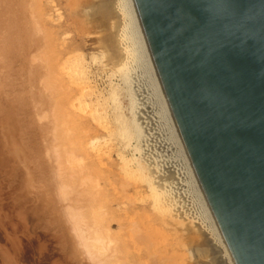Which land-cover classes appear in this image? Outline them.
I'll return each mask as SVG.
<instances>
[{"label":"rangeland","instance_id":"rangeland-1","mask_svg":"<svg viewBox=\"0 0 264 264\" xmlns=\"http://www.w3.org/2000/svg\"><path fill=\"white\" fill-rule=\"evenodd\" d=\"M38 1H39L38 6L40 8H43L46 15L47 14L49 15V16L48 15L45 16V18L47 17L46 22L48 23L47 25L45 23L46 29L43 26V21L41 20L40 16H39V19H37V20L40 22V24L42 23L41 26H42L43 30H42L41 34L43 33L42 37H43L44 43H46V44L48 43V45L49 46L51 45V46H50V49L46 50V54L42 53L43 57H42V55L40 57L38 55L36 58L32 59L33 61H31L29 63H31L33 66H37L40 64L42 59H44V61L43 60L42 61L45 62L46 58L48 57L47 58L49 60L48 64L50 62V65H54L55 69H56V65H58L57 70H59V73L62 72V73H60V75H61L60 81L62 80L61 84L60 83L56 84L57 88H59V89L56 88V96H57L58 100H57V103L55 104L56 106H54L55 111L53 110L51 112V110H49L47 112L45 110V112H44L45 114L44 113L41 114L38 117V121H39V123H43V124H47L48 122H51L53 120H55L57 122L59 121L58 123L64 121V122L60 123L62 125V127H64V128L59 126V128L57 129V135L59 136V135L63 134V136H64L65 135L64 131H67V130H70L67 133L71 134V131H72V134H74V133L76 134V135L75 134L73 135V136H76L73 138L74 141H67V140H69V138L67 136L68 134H66L65 135L67 137V138L65 137L66 142H63V140L61 139V136H60L59 138L61 140L57 139L56 143H59V145H62L64 147V148L63 147L61 148V146H59V148H61V150H63V152H65L64 154H67L69 149L71 151H73V157L75 156L74 159L71 155H66V158H68V157L70 158L67 160L72 159L71 161H73V162L69 161L70 163H72V165H75L74 161H75V163L77 162L75 165L76 169L74 166H71L72 167L71 169H73V167H74L75 170H79L80 171V175H79L80 178H81V175L84 176L85 174H87V178H88V175H91L88 179V183H87L88 185L83 184L82 186L85 188H88V187L91 188L89 190L91 191V194L93 193L92 197H94L95 199H94V207H92V209H90L89 211L92 210V212H94V213H92V212L90 213V212L86 211L85 213H80L79 218L84 219V217H86V220L88 218L89 221L90 220H93V221L90 224L89 221L87 222L85 219L84 220L81 219L82 221L79 220L80 222H78V223H80V224H78V226L80 225L79 228H83L82 230L84 232L86 231L85 229L90 228L89 225L91 226V228L86 231L87 236H86V233H84L85 237H87V238H88V234L90 237H92L91 232H93L95 230V232H94L95 234L92 233L93 236L95 235L93 237L95 239V241H92L93 239H90V238H88V240H91L90 243L94 249L96 246L97 249L96 250L93 249V250L95 251L94 253L99 251L98 253H96V254H98L99 257L92 254L93 257H91V258H94L95 256L97 258L95 257L92 260L89 257V259H88L86 253H84V252H86L87 249L85 247H84L85 249H83V247L80 248L78 246L79 240L77 242V240L75 238L76 233L74 234V232H72L73 229L69 230L76 223H75V221H73L74 222L73 223L70 218H66V220L64 219L65 225L63 224L62 225L63 227L60 226L61 224L57 221H55L57 224L55 222L53 224H51L50 223L51 219L48 218L49 216L43 217V215L42 216L39 215L40 217H38V216L36 217V215L33 212H32V214L29 213V215L27 216L28 218H26V219H28V220L22 218L21 212L26 210L28 206L33 207V205L39 204L38 198H37L39 195V192H35V191L32 192V190H33L32 189L31 190L32 193H30V194L28 193L29 195L24 194V192L26 191V185L25 184L27 181V177L25 175V170L23 169V167L21 165H19L20 164L19 161L21 162L20 158L16 159L18 157L15 156L12 164L14 163L13 165H15L17 163L16 165H19L17 168V170H19V172H15L14 174H11L8 172L9 173V175H8V173H5V171H7L8 169H4L5 167L3 165L1 166V164H0V174H1L0 175V177H1V179H0V182H1L0 183V198H1L0 199V211H1L0 212V226L2 225L0 227V264H74V263L75 264H94V262H92V261H94L95 259L98 260V258H100L102 260V262L105 260L103 264H109V263L110 264H156V263L157 264H163V263L164 264H216V259L214 260V258H212V255L215 252L211 250L212 249V247H210L211 238L209 237L207 232L198 223H196V224L192 223L191 224V222L187 221L184 224V222L182 223V222H179L176 220L173 221L174 219L171 218V216L169 215L170 213L167 212L166 209H163V207L160 206L158 203H154V196L150 192L148 186L144 183V180H145L144 176L145 175H143L141 173H136V172L132 171L130 168H128L127 166H126V173H125V170H124L125 166L120 161V158H118L119 154H122L123 156L125 155L124 157L127 160L132 159V157L134 156V151L131 150L130 148H127L126 144L124 143V140L121 139L122 135L120 132L119 124L117 123V116H116L117 114L115 112L117 110L116 109L117 106L114 105L113 100L111 98L112 96H114V93L119 95L118 96L119 97V103L122 106V107L120 106V108H121V110H123V114H125V116L128 117L130 115L129 114V109H130L129 108V101H130L131 97L135 100L134 102H136L137 105L139 106L138 110H140V109L142 110V112H141L142 116L140 115L141 118L143 116H146V114H147V116L145 118L144 117L142 118L143 121L141 120L142 122L138 123V126H140L141 131H143L142 135L145 138L146 150L144 149V151H145V153L147 152L146 154L150 153V155L148 154L150 157L152 156L155 158L157 155V157H158V158L156 157L158 159L157 164L159 163L158 167L160 166L159 169L162 171L161 177L158 176V178H159L158 180L163 181L166 184H168V182H169L170 184H168V185L169 186L171 185L170 187L173 188L174 191H176L175 194L177 195L176 197L179 196L178 199L182 198L181 200L180 199L179 200L181 201L180 203L183 204V202L185 201L184 198L186 197V189H185L184 182H182L183 179H181V178H184V176H182L183 173L181 172L182 166L177 161V159H176L177 157L174 156V155H176L174 145H173V143H171L169 141V139L167 140L168 136L166 135V131H165L164 127L162 128L160 126V124H157V123H156L157 124L156 125L155 124L156 121H153L151 118V116L153 117L152 113L154 112L152 109L150 110V108L152 107L151 106L152 105L151 99L153 98L152 94L150 93L151 91L148 90V88L145 89V91H144V94H146V96H148L149 98L152 97V98H150V101H149L148 97L146 99H144L143 102H142V100L140 101L139 96H137L138 94L135 93V91H136L135 86L130 83V86L132 85L130 88L133 90L129 91L130 88L128 89L125 86H123V84H122L123 82H122L120 74L115 75L113 70L110 68L114 65V63L112 61V57L109 59L108 56H110V54H109L110 51H107L108 49L105 48V46H103L104 44H103L102 39L103 38L105 39L106 36L111 34V33L114 34V35L113 34H111V35L116 36L115 35L116 33H114L115 28L112 25L116 26V23H117L116 20L119 22H120V20L107 18V20H109V22H110L109 23V22H107L106 19H103L104 17L102 19L100 18V17L104 16L103 15L104 10L102 13L100 11V9L103 7V4H105L104 0H103V2H100L102 0H89L90 2L87 0L89 2V4H87L88 3L87 1L85 3V0H84L85 4L83 6L80 3L82 6L81 8H80V5H77L78 4V3H76L77 0H75V4L71 3V1L73 2L74 0H66V2H65V0H62V1L61 0H38ZM55 1H57L58 7L56 6L57 3ZM68 1H69V3H68ZM96 3H97V5H96ZM42 4L43 5L45 4L46 8L44 7L45 5L43 6ZM60 5L62 8L60 7ZM85 5H86V7H84ZM49 6H50V8L53 7L52 8L53 10L47 8ZM77 6H78V8H77ZM100 6H101V8H100ZM74 7H75V9H74ZM76 9H77V11H76ZM102 9H104V8H102ZM54 10H56V11L54 12ZM51 14L52 15L54 14V16H56V17L52 16ZM90 15H91V17H90ZM98 15H100V17ZM51 16L53 17V19ZM74 16H76V18ZM49 17H51V18H49ZM96 17H97V21H96ZM73 18H75V19H73ZM86 18H89V20ZM49 21H50V23H49ZM113 22H114V24H113ZM96 24H97V27H96ZM101 24L103 26H101ZM106 24H108L111 28V29L107 28V29H110L109 31L111 33L109 32V34L108 33L105 34V31L107 30V29L105 30V28L107 27V26H105ZM101 27L103 28V30L101 29ZM112 28H114V30ZM111 30H113V31H111ZM95 31H97V32H95ZM106 32H108V30ZM103 33H104V36H103ZM45 34H46V36H45ZM55 34H56V36H55ZM48 35H50V36H48ZM114 40H115V37H114ZM57 41H58V43L56 44ZM58 51H59V54H58ZM64 52H66L68 55ZM47 54H48V56L44 57V55L46 56ZM111 55H112V53H111ZM40 58H41V60H40ZM107 58H108V60H107ZM52 59H54V60H52ZM65 59H66V61H65ZM73 59H75V60H73ZM109 62L110 63L112 62L111 65L109 64ZM67 63H69V64H67ZM60 64L62 66H60ZM21 67H23V65H20V66L14 65L13 70H12V71H14V73H13L14 77L10 78L11 79L10 82L8 79L5 81L6 87H8L9 89L13 87L12 88L13 92H11L9 96L11 98L14 95L12 99L14 100L15 104L18 107H19V104L21 105V102L19 101L20 95H19L18 89L23 88L24 86L23 85H21V87L18 86L17 91L15 90L14 86H15V84H19V82H21L20 79H18L16 74H15V73L19 72V69ZM3 70H4V68H3ZM4 72H5V70H4ZM74 73H76V74H74ZM70 74H72V75H70ZM111 74H114V75L111 76ZM65 76H67L68 78ZM12 79H14V82L11 85ZM66 79L68 82L66 81ZM59 85L61 88L59 87ZM62 87H63V89H62ZM124 87L128 90L127 93L124 90ZM61 89H62V91H61ZM82 89L84 90V92L82 91ZM59 90L61 92H58ZM82 92H83V94H82ZM129 92H132V94H129ZM22 93H23V90L20 91V94H22ZM148 93H150V94H148ZM17 94H18V96H17ZM129 95H131L130 98L128 97ZM59 96L61 99H59ZM17 97H18V100H15V99H17ZM0 98L2 101L3 100L5 101L4 97H0ZM72 100H74L73 101L74 107H73ZM144 102L146 103V105ZM87 104L90 105V108H91L90 112H93V114L86 110ZM64 109H65V111H63ZM61 110H62V113L64 112V114H62V115H61ZM149 110L151 112L152 111L153 112L151 113V112H149ZM65 113L67 115L69 114L67 116L68 118L66 117ZM106 114H108V115H106ZM69 116H71V117H69ZM78 116H79V118H77ZM115 116H116V118H115ZM33 117L31 116L32 119H33ZM16 118H18L16 121H17V124L19 127L18 132L20 133V139H21L20 142L22 143L21 146L24 149L27 147H28L27 149H31V142L29 141L28 135L29 134L31 135V133H33V132H30V131L25 132L26 126H25V122H24L25 121L24 117L17 115ZM57 118H58V120H57ZM64 118H67L68 120L67 119L63 120ZM51 119H53V120H51ZM59 119L62 121H60ZM81 119H83V120H81ZM104 120L107 122H105ZM22 121H23V123H21ZM78 121L80 123H82L84 126H82V124H80ZM20 123L22 125H20ZM63 123H65V124H63ZM66 123L67 124L70 123V124L67 125ZM98 124L100 125V127ZM26 125H27V121H26ZM23 126H25V127H23ZM77 126H78V128H77ZM86 126H87V128H86ZM106 126L109 128L108 131L106 129ZM22 128L24 130H22ZM58 141H60V142H58ZM146 141H147V144H146ZM73 142H74V144H73ZM168 142L171 143L173 148H171V145L169 146ZM69 143H70V145L72 143L73 146L71 145V147H70L69 145H67ZM26 145H27V147H26ZM147 145H148V147H147ZM29 146H30V148H29ZM165 146H167V148H165ZM17 147H20V146L17 145ZM78 149H79V151H78ZM61 150H58V152H62ZM172 152L174 154H172ZM44 154H45V152H44ZM91 157L93 159H91ZM171 157H176V158H171ZM75 158H76V160H75ZM77 159H79V160H77ZM80 159L82 160V162L80 161ZM170 159H171V162H170ZM88 161H89V163H88ZM172 161H174L173 164H172ZM69 162H68V164L66 163L68 166L64 165L65 170H67V172L70 169V167H69L70 163ZM85 162H87V163H85ZM166 162H168V163H166ZM84 163L86 164V166ZM180 163H181V161H180ZM167 164H170L171 167H170V165L168 166ZM78 165H79V167H78ZM175 166H178V169ZM67 167H69V168H67ZM121 167H122V169H121ZM81 168H83V169L85 168L86 171H87V168H88V170L89 169L90 170L87 171V173H86L85 169L81 170ZM170 168L173 170L176 169L175 170L176 175H173L174 173H172V175H171V172H173V170H171V172H169ZM11 169H12V167H11ZM123 170H124V172H123ZM129 170H131V171L129 172ZM72 171H74V170H72ZM127 171H128V173H127ZM20 172H22V173H20ZM169 173H170L171 179L169 177V180H167V179H165L166 177H164V176H167ZM18 174L23 175V176L21 175V179L19 178L20 175H18ZM177 175H179V176L181 175V176L177 177ZM13 176H16V178ZM136 176H138V177L136 178ZM172 176H173V178H172ZM17 177L19 178L18 182L17 181H15L16 183L13 182L14 180H17ZM141 177L144 178V180L142 178L143 182L141 180ZM178 178H180V179H178ZM36 179L37 178H35V180ZM90 179L92 182L90 181ZM97 179H98V182H97ZM127 180H128V182H127ZM177 180H179V181L181 180V183H179V181H177ZM39 181H40V179H39ZM39 181L36 180V183H40ZM89 181L91 182V184ZM93 181L96 184H93ZM143 183H144V185H143ZM173 183L175 185H173ZM89 184L91 186H89ZM92 184H93V186H92ZM97 184L99 186H97ZM8 185H9V187H8ZM39 185L40 184H38V186ZM95 185L97 186V188ZM174 186L178 189V192H177V189L174 188ZM98 187H101V189H98ZM67 188L64 189L63 191H62L63 188L62 189L60 188L61 190L59 191V193H61V195L59 193H57V200L54 201L55 203L58 201V199L60 200L59 197H61V202L63 201L62 203L65 202V204L67 201L70 200V198H72L71 196H73V195L71 193L73 191L71 190V187L68 186ZM92 188H95L96 190L92 189ZM67 190H68V192H67ZM94 193H95V196H94ZM97 193H98V196L96 195ZM22 194H24V195H22ZM182 194L184 195L183 196L184 198L182 197ZM17 195H19V197ZM96 198H97V200H96ZM20 200H21V203L19 202ZM23 200H25V201H23ZM29 200H30V203H29ZM179 200H178V202H179ZM188 204H186V205H188ZM19 205H21V206H19ZM189 205L191 206V204H189ZM47 209H48V206L44 207V212L47 211ZM189 209H190V207H189ZM192 210H193V208H192ZM192 210L190 209V211H192ZM95 211H97V212H95ZM87 212L90 215H88ZM195 213L196 212H194V214ZM44 214L46 215V213H44ZM83 214H85V216H81ZM162 214H165V215H162ZM194 214H192V216H194ZM167 216H168V218H167ZM38 219H41V220H38ZM171 220H172V222H171ZM96 221L98 223H96ZM68 222H70V223H68ZM117 222L120 225V228H119ZM66 223H68L69 227H67ZM84 223L88 224L87 225L88 228L86 227V224H84ZM95 223H96V225H94ZM70 224H73V225H70ZM99 225H101V226H99ZM93 226H95V227H93ZM103 226H105V227H103ZM64 227H65V229H64ZM96 227H97V229H96ZM102 228L104 230L105 229L106 230L104 231ZM3 229L4 230L6 229V230L4 231ZM91 230H93V231H91ZM107 230L110 232L108 233ZM69 231L71 232V234ZM88 231H90V232L88 233ZM101 231L104 233V235H102L103 233ZM98 232H101L102 234L98 233ZM98 234L101 237L98 236L99 237L98 238L96 236ZM139 234H141V235H139ZM67 236L69 237L68 239H70L71 237H74V239L71 238L72 240L71 239L67 240ZM138 236L141 239L140 238L138 239ZM134 237H136V238H134ZM143 237H145L144 240H143ZM146 239H147V241H146ZM73 240H75L76 243ZM100 240L103 243H101ZM106 240H107V243H109V244L112 243V244L109 246L106 243ZM113 240L114 241L116 240L117 242L116 241L114 242ZM136 240H138V241L141 240V241L137 242ZM128 241H129V243H128ZM53 242H55V243H53ZM93 242H97V243L93 244ZM6 243H7V245H6ZM9 243H11V244H9ZM71 243L73 245H75V244L77 245V250L73 249V246ZM116 243H118V244H116ZM67 245L69 246L70 249H68ZM100 245H101V247L104 246L105 248L102 247L103 249H100ZM107 246H109V247H107ZM107 248H109L108 251H107ZM113 249H115V250H113ZM117 249H118V251H116ZM203 249H207V250H203ZM49 250H51V251H49ZM78 250L80 252L82 251L81 253L85 254L86 256H82L83 254H81ZM67 251H69L70 253ZM112 251L114 254L112 253ZM24 253H26V254H24ZM101 253L102 254L105 253V254H103V256L106 255V258L105 257L102 258ZM112 254L114 256H112ZM112 259H113V261H112ZM154 259H156V260H154ZM204 259H207V260H204ZM98 262H99V260L95 261L96 264Z\"/></svg>","mask_w":264,"mask_h":264},{"label":"water","instance_id":"water-1","mask_svg":"<svg viewBox=\"0 0 264 264\" xmlns=\"http://www.w3.org/2000/svg\"><path fill=\"white\" fill-rule=\"evenodd\" d=\"M233 264H264V0H133Z\"/></svg>","mask_w":264,"mask_h":264},{"label":"bare ground","instance_id":"bare-ground-1","mask_svg":"<svg viewBox=\"0 0 264 264\" xmlns=\"http://www.w3.org/2000/svg\"><path fill=\"white\" fill-rule=\"evenodd\" d=\"M77 1H76V3H78L77 5H80V8H81L86 3L87 0H85V3H84V0H77ZM55 2L57 3V1H55ZM65 2H66V0H65ZM89 2L87 4H89ZM100 2H103V0L100 1ZM68 3H69V1H68ZM71 3H74L75 4V0L73 2L71 1ZM80 3L82 4V6H81ZM104 3L105 4H103V7H102L104 9L101 8L102 5L100 6L101 13L104 10V13H103L104 16H102L101 14L100 15L102 17H100V15H98V16L101 19L104 17L103 19H106V20H107V18L108 19L110 18V19H118V20H120V22L116 20V22L118 23V24L116 23V26L115 25H112L115 28V30H114V28H112V29L114 30V33H116L115 34L116 36H113L114 34L109 31L111 29L110 26L108 24H106L105 26H107V27L105 28V30L107 28H110V29H107L108 32H106L107 31L106 30L105 31V34H107V33L109 34V32H110L113 35L109 34V35L106 36L105 39L104 38L102 39L103 44H104V45L103 44L102 45L105 46V48L108 49V50L106 49L107 51H110L109 52L110 56H108V57H109V59L112 57V61L114 63V65L112 64L113 66L110 67V68L113 70V72H114L115 75L120 74L121 79H122V82H123L122 83L123 86H125L128 89L132 86V85L130 86V83L135 86V89H136L135 93L138 94L137 96H139L140 101L142 100V102H143L144 99H146L148 97V96H146V94H144L145 89L148 88V90L151 91L150 93L152 94L153 98L150 97V98H152L151 99L152 100L151 101L152 102V105H151L152 107L150 108V110L152 109L154 112L152 111L153 112L152 113L150 110H149V112L152 113L153 117L151 116V118H152L153 121H156L155 124L157 123V124H160V126L162 128L164 127V129L166 131V135L168 136L167 140L169 139V141L171 143H173V145H174L175 154H176L174 156H176L177 158L176 157H171V158H176L177 161L179 162V164L182 166L181 167L182 168V171L181 170L180 171L183 173L182 176H184L185 179L184 178H181V179H183L182 182H184L185 189H186V197L184 198L183 197L184 196L183 194H182V197L184 198L185 201L184 200H183L184 202L182 201L183 204L180 203L181 202L180 200L182 198L181 199L179 198L180 199L179 200L178 199L179 196L176 197L177 196L175 194L176 191H174V189L170 187L171 185L170 186L168 185V184H170L169 182H168V184H166L165 182L158 180L159 179L158 176L161 177V173H162V171L159 169L160 166L158 167V164L159 163L157 164V162H158L157 161L158 160L157 158L158 157L156 155L157 158L156 157L154 158L152 156H151L152 157L151 158L149 156L150 153H148L149 154L148 155V154H146L147 152L145 153V151H144V149L146 150V148H145V138L142 135V132L143 131H141L140 126H138V123L142 122L143 121L142 118L143 117L145 118L147 116V114H146V116H143L141 118V116H142L141 115L142 114L141 113L142 110L141 109L138 110V107L139 106L137 105L136 102H134L135 100L131 97V95H129L128 97L129 98L131 97L130 98V101H129V108H130L129 109V114L130 115L128 117L125 116V114H123V110H121V108H120L121 105L119 103V97H118L119 95H117L116 93H114V96H112L111 98L113 100L114 105L117 106L116 107L117 110L115 112L117 114L116 115L117 116V123L119 124L120 132H121V135H122V138L121 139L124 140V143L126 144V147L127 148H130L131 150L134 151V156L132 157V159H129V160H127L124 157L125 155L123 156L122 154H119V157L118 158H120V161L125 166V168H124L125 173H126V166H127L132 171H134L136 173H141V174L145 175L144 176L145 180H144L143 177H141V180L143 178L144 183L148 186L150 192L154 196V203H158L160 206L163 207V209H166V211L170 213V214L169 213L168 214L171 216V218L174 219L173 221L176 220V221H179V222H182V223L184 222V224L187 221L191 222V224L192 223H195V224L198 223L207 232V234L211 238L210 247H212L211 250L215 252L212 255V258H214V260L216 259V264H233V262H232V260H231V258L229 256V253H228V251H227V249H226V247H225V245L223 243V240H222V238H221V236L219 234V231H218V229L216 227V224L214 222V219L212 217V214L210 212V209L208 207V204H207V202L205 200V197L203 195V192H202V190L200 188V185L198 183V180H197V178H196V176L194 174V171H193V169L191 167V164H190V162L188 160V157H187V155H186V153L184 151L183 145L181 143V140L179 138L178 132H177L176 127L174 125L172 116L170 114L168 105L166 103V100H165L163 91L161 89V86H160V83H159V80H158V77H157V74H156V71H155V68H154V65H153L151 56H150V53H149V50H148V47H147V44H146V41H145V38H144V35H143V31H142V28H141V25H140V22H139V19H138V15H137V12H136V9H135L134 2H133V0H104ZM38 5H39V1L38 0H0V97H4V99H5V101L4 100L2 101L1 98H0V100H1L0 101V164H1V166L3 165L5 167L4 169H8L7 171H5V173H8L9 172L11 174H14L15 172H19V170H17V168H18L19 165H21L23 167V169L25 170V175L27 177V181L25 180L26 181V184H25L26 185V191L24 192V194L25 195L28 194V193L30 194V193H32L34 191L35 192H39V195L37 197L39 204H35V205H33V207H31V206L29 207L28 206L29 208L27 207L26 210H24L23 212H21L22 218H24V219L28 218L27 216L29 215V213L32 214V212H33L36 215V217L37 216L40 217L42 215H43V217L44 216H49L48 218L51 219V221H50L51 224H53L55 221H57V222H59L61 224L60 226H62L65 223L64 219L66 220V218H70L71 221L72 222L75 221L76 224L71 229H69V230H72L73 229L72 232H74V234L76 233L75 238H76L77 242L79 240V245L78 246L80 248L83 247V249L86 248L87 250L84 253H86L88 259L90 257V259L93 260L96 256H98V254H96V253H98L99 251L96 252V253H94L95 252L94 250H96L97 248H96V246H95V249L92 247V245L90 243L91 240H88V238L93 239L92 241H95V239L93 238L95 236V235L93 236V234H95L94 233L95 230L94 231L91 230V231H93V232H91L92 237H90L89 234H88V238H87V237H85V234L84 233H86V231L89 230L91 228V226L89 225L90 228L89 229H85L86 230L85 232L82 230L83 228H79L80 225L78 226V224H80V223H78V222H80L79 220L83 219V218H81V219L79 218L80 217V213H85L86 211H88V212L91 213L92 210L91 211H89V210L92 209V207H94V199L95 198L92 197L93 196V193L91 194V191L89 190L91 188L90 187L85 188V187L82 186L83 184H87L88 183V179H89V177L91 175H88V178H87V174H85L84 176L81 175V178H80L79 177L80 171L79 170H75L76 169L75 165H76L77 162L75 163V161H74V164L75 165H72V163L69 162L72 159L71 160H67V159H70V158L69 157L66 158V155H71L73 157V151H71L69 149L70 152L68 151L67 154H64L65 152H63V150H61V148L63 146L62 145H59V143H56L57 142V139L58 140L60 139L59 138L60 136H61V139L63 140V142H66L65 141L66 138H67L65 136L66 134H68L67 136L69 138V140H67V141H74L73 138L76 137V136H73V135L75 133L73 132L74 134H72V131H71V134L70 133H67L68 131H70V130H67V131H64V134H65L64 136H63V134H61V135L58 136L57 135V129L59 128V126L62 127V125L60 123L64 122V121H62L60 119L59 120L62 121L60 123H58L59 121L57 122V121H55L53 119H51L53 121L48 122L47 124L39 123V121H38V117L41 114H43L45 112V110L47 112L49 110H51V112L53 110L55 111L54 106H56L55 104L57 103V100H58L57 99V96H56V88H57L56 84H59V83L61 84V81H62V80L60 81V77H61L60 73H62V72L59 73V70H57L58 69V65H56V69H55V66L54 65H50V62L48 64V61H49L47 59L48 58L47 57L48 54L46 56L44 55V57H47L46 60H45V62H43L44 59H42L43 61L41 60V58L43 57L42 53L43 54L44 53L46 54V50L47 49H50V46L51 45L49 46L48 43L47 44L44 43V40H43V37H42V34L43 33L41 34V32L43 30V28L41 26L42 23L40 24V22L37 20V19H39V16H40L41 17V20L43 21V26L46 29V25L48 23L46 22L47 17L45 18V16H47L48 14L46 15V13L44 12L43 8H40ZM96 5H97V3H96ZM56 6L58 7V3H57ZM44 7L46 8V5ZM60 7H61V5H60ZM84 7H86V5ZM47 8L53 10L52 9L53 7L50 8V6H49ZM77 8H78V6H77ZM74 9H75V7H74ZM56 10H54V12ZM76 11H77V9H76ZM52 16H54V14ZM51 17H49V18H51ZM54 17H56V16H54ZM74 17L76 18V16H74ZM90 17H91V15H90ZM75 18H73V19H75ZM52 19H53V17H52ZM86 19L89 20V18H86ZM96 21H97V17H96ZM107 22H109V20H107ZM45 23H46V25H45ZM49 23H50V21H49ZM113 24H114V22H113ZM101 26H103V25L101 24ZM96 27H97V24H96ZM101 29L103 30L102 27H101ZM113 30H111V31H113ZM95 32H97V31H95ZM46 34H45V36H46ZM56 34H55V36H56ZM48 36H50V35H48ZM103 36H104V33H103ZM114 37H115V40H114ZM57 43H58V41L56 42V44ZM64 53H66V52H64ZM111 53H112V55H111ZM58 54H59V51H58ZM38 55H39V57L42 55V57L40 58L41 62H40L39 65L33 66L29 62L33 61L32 59L36 58ZM52 60H54V59H52ZM73 60H75V59H73ZM107 60H108V58H107ZM65 61H66V59H65ZM111 63L109 62L110 65H111ZM67 64H69V63H67ZM14 65H19V66L20 65H23V67H21L19 69V72L18 73H15L16 76H17V78L20 79V81H21V82H19V84H15V86H14L15 90L17 91V87L18 86L19 87H21V85L24 86L23 88L18 89L19 95H20L19 96V101L21 102V105L19 104V107L15 104L14 100L12 99L14 95L11 98L9 96L10 93L13 92V89H12L13 87L9 89L5 85V81L7 79L10 82V80H11L10 78H13L14 77V74H13L14 71H12ZM60 66H62V65L60 64ZM3 68H4L5 72H4ZM72 74H70V75H72ZM74 74H76V73H74ZM114 74H111V76L114 75ZM65 77H67V76H65ZM66 81H67V79H66ZM13 82H14V79H12L11 85L13 84ZM59 87H60V85H59ZM125 87H124V90L127 93L128 90ZM57 89H59V88H57ZM62 89H63V87H62ZM62 89H61V91H62ZM22 90H23V93L20 94V91H22ZM131 90H133V89L130 88L129 91H131ZM61 91L59 90L58 92H61ZM82 91L84 92L83 89H82ZM83 92H82V94H83ZM150 93H148V94H150ZM129 94H132V92H129ZM17 96H18V94H17ZM150 98L148 97L149 101H150ZM59 99H61L60 96H59ZM15 100H18V97ZM73 101L74 100H72V103H73ZM88 104L86 105V110L90 112L91 111V108H90V105H88ZM145 105H146V103H145ZM73 107H74V103H73ZM63 111H65V109ZM90 113L93 114V112H90ZM62 114H64V112L62 113V110H61V115ZM17 115L25 118V121L23 120L25 122V126H26L25 132H28V131L33 132V133H31V135L29 134L30 136L28 135L29 141L31 142V149H27L28 148L27 145H26L27 148H25V149L22 148V146H21L22 143L20 142L21 141V139H20V133L18 132V128L19 127H18V124H17V121H16L18 119V118H16ZM68 115L66 114V117ZM106 115H108V114H106ZM31 116L32 117L34 116L33 119L31 118ZM116 116H115V118H116ZM69 117H71V116H69ZM67 118H64L63 120H65ZM77 118H79V116ZM57 120H58V118H57ZM81 120H83V119H81ZM23 121L21 123H23ZM26 121H27V125H26ZM105 122H107V121H105ZM21 123H20V125H22ZM63 124H65V123H63ZM69 124H67V125H69ZM80 124H82V123H80ZM25 126H23V127H25ZM82 126H84V125L82 124ZM99 127H100V125H99ZM62 128H64V127H62ZM77 128H78V126H77ZM86 128H87V126H86ZM106 129H107V131L109 130V128L107 126H106ZM22 130H24V129L22 128ZM58 142H60V141H58ZM171 143H169V146L171 145ZM73 144H74V142H73ZM146 144H147V141H146ZM17 145H19L20 147H17ZM67 145H69L71 147L72 143H71V145H70V143L67 144ZM59 146H61V148H59ZM147 147H148V145H147ZM29 148H30V146H29ZM165 148H167V146H165ZM171 148H173L172 145H171ZM58 150H61L63 153L62 152H58ZM78 151H79V149H78ZM44 152H45V154H44ZM172 154H174V153L172 152ZM15 156L18 157L16 159H19L20 158V160H21V162L18 160L19 163H20L19 165H16L17 163L15 165H13L14 163L12 164L13 159H14ZM74 157H73V159H74ZM91 159H93V158L91 157ZM75 160H76V158H75ZM77 160H79V159H77ZM80 161L82 162L81 159H80ZM89 161H88V163H89ZM174 161H172V164H173ZM180 161H181V163H180ZM68 162L71 164V165L69 164L70 169L72 168L71 166H74L75 169L73 167V169H71V170L69 169V171L67 172V170H65L64 165L66 166L68 164ZM71 162H73V161H71ZM170 162H171V159H170ZM85 163H87V162H85ZM166 163H168V162H166ZM167 165L169 166L170 164H167ZM85 166H86V164H85ZM11 167H12V169H11ZM69 167H67V168H69ZM78 167H79V165H78ZM122 167H121V169H122ZM170 167H171V165H170ZM175 167L178 169V166H175ZM82 169L83 168H81V170ZM72 170H74V171H72ZM89 170L87 168V171H89ZM124 170H123V172H124ZM131 170H129V172ZM171 170H173V169L170 168V171L169 172H171ZM175 170H173V172H171V175H172V173H174L173 175H176ZM85 171H86V169H85ZM87 171H86V173H87ZM9 173H8V175H9ZM20 173H22V172H20ZM127 173H128V171H127ZM18 175H20L19 178L21 179V175L22 174H18ZM138 176H136V178ZM178 176L179 175H177V177ZM13 177L16 178V176H13ZM164 177H166L165 179L169 180L170 173L167 176H164ZM19 178L17 177V180H14L13 182H15V181L18 182V179ZM35 178H37L36 180H38V181L40 179V181H39L40 183H36ZM172 178H173V176H172ZM0 179H1V177H0ZM170 179H171V177H170ZM178 179H180V178H178ZM143 180H142V182H143ZM90 181H91V179H90ZM177 181H179V180H177ZM91 182H90V184H91ZM97 182H98V179H97ZM127 182H128V180H127ZM144 183H143V185H144ZM179 183H181V180L179 181ZM38 184H40V185L38 186ZM90 184H89V186H91ZM93 184H96V183H94V181H93ZM93 184H92V186H93ZM173 185H175V184L173 183ZM68 186L71 187V190L73 191L71 193L73 195V196H71L72 198H70V200L67 201L66 204H65V202L64 203H62L63 201L61 202V197H59L60 200L58 199V201L55 203L54 201L57 200V193H59V191L62 188H63L62 189V191H63ZM97 186H99V185L97 184ZM97 186H96V188H97ZM8 187H9V185H8ZM174 188H176V187L174 186ZM92 189H95V188H92ZM98 189H101V187H98ZM31 190H32V192H31ZM67 192H68V190H67ZM177 192H178V189H177ZM98 193L96 194L97 196H98ZM24 194H22V195H24ZM59 194L61 195V193H59ZM17 196L19 197V195H17ZM94 196H95V193H94ZM96 200H97V198H96ZM178 200H179V202H178ZM23 201H25V200H23ZM19 202L21 203V200ZM29 203H30V200H29ZM188 203L191 204V206ZM186 204H188L189 206L186 205ZM19 206H21V205H19ZM47 206H48V209H47V211L44 212V207H47ZM189 207H190L191 210L193 208V210H192L193 212L190 211ZM95 212H97V211H95ZM194 212H196V213L194 214ZM44 213H46V215ZM92 213H94V212H92ZM192 214H194V216H192ZM88 215H90V214L88 213ZM162 215H165V214H162ZM81 216H85V214H83ZM167 218H168V216H167ZM84 219L86 220V217H84ZM26 220H28V219H26ZM38 220H41V219H38ZM86 221L87 222L89 221L88 218H87ZM92 221L93 220H90L89 223L91 224ZM70 222H68V223H70ZM171 222H172V220H171ZM68 223H66L67 224V227H69L68 226ZM96 223H98V222L96 221ZM96 223L94 225H96ZM84 224H86V223H84ZM117 224H118V222H117ZM70 225H73V224H70ZM87 225L88 224H86V227H87ZM99 226H101V225H99ZM118 226L120 228V225L119 224H118ZM93 227H95V226H93ZM103 227H105V226H103ZM64 229H65V227H64ZM96 229H97V227H96ZM89 232L90 231H88V233ZM101 232H98V233H101ZM109 232L110 231H108V233ZM70 234H71V232H70ZM102 235H104V233ZM139 235H141V234H139ZM86 236H87V233H86ZM96 236L98 237L100 235L98 234ZM68 238L69 237L67 236V240H70L71 238L74 239V237H71L70 239H68ZM134 238H136V237H134ZM139 238L140 237L138 236V239ZM144 238L145 237H143V240H144ZM107 240H106V243H107ZM73 241L75 242V240H73ZM136 241L137 242H140L141 240L140 241L136 240ZM146 241H147V239H146ZM100 242L103 243L101 240H100ZM53 243H55V242H53ZM95 243H97V242H93V244H95ZM128 243H129V241H128ZM9 244H11V243H9ZM107 244L110 246L112 243L111 244L107 243ZM116 244H118V243H116ZM6 245H7V243H6ZM72 246H73V249H76L77 250V245L76 244L75 245L72 244ZM109 246H107V247H109ZM102 247H104V246H102ZM102 247L100 245V249H103ZM68 249H70L69 246H68ZM115 249H113V250H115ZM108 250H109V248H107V251ZM203 250H207V249H203ZM49 251H51V250H49ZM116 251H118V249ZM67 252H69V251H67ZM112 253H113V251H112ZM24 254H26V253H24ZM81 254H83V253H81ZM92 254L93 255H96V256L94 258H91V257H93ZM103 254H105V253H103ZM103 254L101 253L102 258L103 257L106 258V255L103 256ZM113 254H112V256H114ZM86 255L83 254L82 256H86ZM207 259H204V260H207ZM98 260H99V262L97 264H103L104 261H105L104 260L102 262V260L100 258H98ZM98 260L95 259L92 262H94V264H96L95 261H98ZM154 260H156V259H154ZM112 261H113V259H112Z\"/></svg>","mask_w":264,"mask_h":264}]
</instances>
